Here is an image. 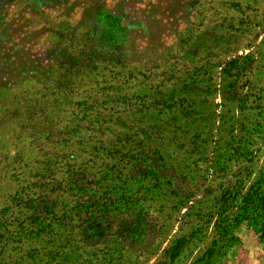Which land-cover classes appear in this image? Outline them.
<instances>
[{"label": "rangeland", "instance_id": "374dc122", "mask_svg": "<svg viewBox=\"0 0 264 264\" xmlns=\"http://www.w3.org/2000/svg\"><path fill=\"white\" fill-rule=\"evenodd\" d=\"M0 264H264V0H0Z\"/></svg>", "mask_w": 264, "mask_h": 264}, {"label": "trees", "instance_id": "16d2710c", "mask_svg": "<svg viewBox=\"0 0 264 264\" xmlns=\"http://www.w3.org/2000/svg\"><path fill=\"white\" fill-rule=\"evenodd\" d=\"M158 160L162 161V157L160 155H158V157H156ZM136 162H141V160L138 158H135ZM150 169L146 172V174L144 176H150L152 177L156 182H159L160 180V175L156 172L157 166L155 164H151L150 163ZM183 246V241H178V243L173 247V250L175 252H178Z\"/></svg>", "mask_w": 264, "mask_h": 264}]
</instances>
